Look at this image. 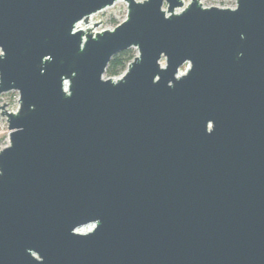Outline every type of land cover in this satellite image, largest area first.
<instances>
[{
	"label": "water",
	"instance_id": "1",
	"mask_svg": "<svg viewBox=\"0 0 264 264\" xmlns=\"http://www.w3.org/2000/svg\"><path fill=\"white\" fill-rule=\"evenodd\" d=\"M9 91L0 264H264V0H0Z\"/></svg>",
	"mask_w": 264,
	"mask_h": 264
},
{
	"label": "rangeland",
	"instance_id": "2",
	"mask_svg": "<svg viewBox=\"0 0 264 264\" xmlns=\"http://www.w3.org/2000/svg\"><path fill=\"white\" fill-rule=\"evenodd\" d=\"M188 1L189 0H184L185 3H187ZM200 2L202 3L203 6H218V7L235 6V0H200ZM126 11H127L126 3L124 1H116L112 6H109L103 9L102 11L93 14L91 17V21L93 23L99 22L95 28L96 31H99L101 29H112L117 24H119L123 19H125ZM93 23H88V24L82 23V26L91 27L93 26ZM130 49L134 53V55H136L137 50L135 48H130ZM104 77H106L105 74ZM17 95L18 93L16 91L1 93L0 105H2L4 102L6 103L5 105L8 111H16L18 107ZM7 133L8 131H7L6 118L0 114V149H2L8 144ZM91 227L92 224H89L83 227V229H89Z\"/></svg>",
	"mask_w": 264,
	"mask_h": 264
},
{
	"label": "trees",
	"instance_id": "3",
	"mask_svg": "<svg viewBox=\"0 0 264 264\" xmlns=\"http://www.w3.org/2000/svg\"><path fill=\"white\" fill-rule=\"evenodd\" d=\"M133 57H134V53L131 51L130 48L115 54L110 59L106 67L104 73L105 76L118 77L119 75H121L125 71L127 64L132 60Z\"/></svg>",
	"mask_w": 264,
	"mask_h": 264
},
{
	"label": "built area",
	"instance_id": "4",
	"mask_svg": "<svg viewBox=\"0 0 264 264\" xmlns=\"http://www.w3.org/2000/svg\"><path fill=\"white\" fill-rule=\"evenodd\" d=\"M91 17H92V15L89 17V22H88V23H93V22L91 21ZM89 27H90V26H89ZM77 28L85 29L86 27L82 26V22H79V23L77 24ZM95 28H96V27H95ZM95 28H94V31H96ZM102 30H104V29H101V30H99V31H102ZM16 92H17V91H16ZM17 93H18V92H17ZM18 98H19V96L17 95V103H18ZM7 131H8V129H7ZM8 133H9V131H8ZM8 133H7V136H8Z\"/></svg>",
	"mask_w": 264,
	"mask_h": 264
}]
</instances>
